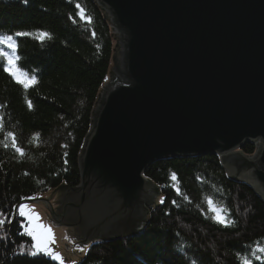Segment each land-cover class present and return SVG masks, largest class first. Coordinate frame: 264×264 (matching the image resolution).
Here are the masks:
<instances>
[{
	"label": "water",
	"instance_id": "1",
	"mask_svg": "<svg viewBox=\"0 0 264 264\" xmlns=\"http://www.w3.org/2000/svg\"><path fill=\"white\" fill-rule=\"evenodd\" d=\"M94 2L110 19L114 58L79 182L59 186L71 190L60 191L56 227H73L81 246L136 236L159 193L147 166L207 153L264 202V0Z\"/></svg>",
	"mask_w": 264,
	"mask_h": 264
},
{
	"label": "trees",
	"instance_id": "2",
	"mask_svg": "<svg viewBox=\"0 0 264 264\" xmlns=\"http://www.w3.org/2000/svg\"><path fill=\"white\" fill-rule=\"evenodd\" d=\"M111 30L94 0H0V38L12 36L16 49L0 48L16 58L21 79L36 78L25 88L0 57V264H59L30 254L12 209L78 184V156L114 58ZM144 174L159 193L142 231L93 243L76 264H264L253 255L264 245V202L230 179L217 155L158 160ZM213 208L224 209V223Z\"/></svg>",
	"mask_w": 264,
	"mask_h": 264
},
{
	"label": "rangeland",
	"instance_id": "3",
	"mask_svg": "<svg viewBox=\"0 0 264 264\" xmlns=\"http://www.w3.org/2000/svg\"><path fill=\"white\" fill-rule=\"evenodd\" d=\"M252 144L255 145V149L257 150L260 143L257 141ZM79 189L80 188H75L74 190ZM64 190L71 189L56 187L45 190L35 195V197H39L38 201L33 203H20L17 206L16 212L18 216L21 217L20 223L22 225V230L26 234L28 230L32 228L33 224L36 223L43 225L51 233L49 236V232H41L40 230H37L40 234L41 240L47 243L48 248L47 252H40L46 254L60 264H75L79 261L80 257L84 255V252L89 244L85 246L80 245L73 227H56L61 218V215H56L59 194L60 191ZM21 206H24L25 212L28 216L35 217L32 223L28 222V216L22 217L19 215V209ZM34 244L35 241L32 239V247ZM32 249V252L39 251L35 247ZM259 249H264V245L255 248L256 257H259L258 259L264 261V252H260ZM57 256L59 259H57Z\"/></svg>",
	"mask_w": 264,
	"mask_h": 264
},
{
	"label": "snow or ice",
	"instance_id": "4",
	"mask_svg": "<svg viewBox=\"0 0 264 264\" xmlns=\"http://www.w3.org/2000/svg\"><path fill=\"white\" fill-rule=\"evenodd\" d=\"M25 2H27V0H25ZM17 36L20 35H25V33H21V32H17L16 33ZM48 34L45 32H41L39 37H37L40 40H44L45 37H47ZM12 36H7L6 38H0V44L5 45L8 49H12L13 51L16 49V44L12 42ZM0 57H4V59L6 60L7 64L9 65V67L7 69H5L6 71H11L13 76L17 77L18 83L23 84V86L25 88H28L29 85L31 83L35 82V77H27L25 75V78L21 79L18 75V70H13V66L15 65L16 62V58L12 55L9 54L8 52H5L3 50V48H0ZM29 107H31V105H29ZM9 135H11V133H9ZM19 150V149H18ZM172 179H175V175H173ZM209 204L211 205L213 203V201L209 198L208 200ZM175 203V202H174ZM214 212H217V215L215 216V219L221 223H224V219L222 218V216L219 214V212L224 211V209H219V211L216 208H213ZM19 215L22 217L28 216V214L25 212L24 206H21L19 209ZM35 219L34 216H28V222L32 223V221ZM2 223V222H0ZM228 224L233 223L231 220L227 221ZM37 230H40L41 232H49L48 229H46L43 225L41 224H33L32 228H30L27 232V234L33 239V241H35V244L33 245V247L37 248L39 251L42 252H47L48 248H47V243L43 242L41 240L40 234ZM51 235V233L49 232V236ZM260 252H264V249H259ZM37 253H32V255H36ZM253 255H255V250L253 252ZM259 258V257H257ZM57 259H59V257L57 256ZM245 264H248V262L246 261Z\"/></svg>",
	"mask_w": 264,
	"mask_h": 264
},
{
	"label": "bare ground",
	"instance_id": "5",
	"mask_svg": "<svg viewBox=\"0 0 264 264\" xmlns=\"http://www.w3.org/2000/svg\"><path fill=\"white\" fill-rule=\"evenodd\" d=\"M244 181H246L247 183L250 182V181H248V180H244ZM251 184H252V185H251ZM250 185L253 187L254 191H255L257 194H259L256 185H255L254 183H252V182L250 183Z\"/></svg>",
	"mask_w": 264,
	"mask_h": 264
}]
</instances>
